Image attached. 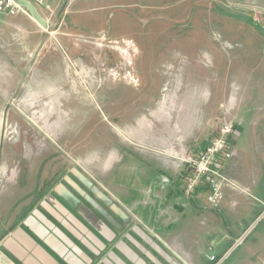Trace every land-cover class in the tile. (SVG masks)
<instances>
[{
    "label": "rangeland",
    "instance_id": "obj_1",
    "mask_svg": "<svg viewBox=\"0 0 264 264\" xmlns=\"http://www.w3.org/2000/svg\"><path fill=\"white\" fill-rule=\"evenodd\" d=\"M48 3L40 12L48 27L38 37L9 27L30 15L0 13V234L55 198L56 184L102 217L95 198L104 199L103 185L121 197L120 185L136 190L153 169L171 179L173 194H185L182 157L195 155L228 120L237 129L232 153L257 148L264 164V7ZM168 189L157 188L162 200ZM156 212L151 217L165 229L176 216L165 199ZM263 225L249 229L243 245ZM236 253L220 259L227 264Z\"/></svg>",
    "mask_w": 264,
    "mask_h": 264
},
{
    "label": "crops",
    "instance_id": "obj_2",
    "mask_svg": "<svg viewBox=\"0 0 264 264\" xmlns=\"http://www.w3.org/2000/svg\"><path fill=\"white\" fill-rule=\"evenodd\" d=\"M230 1L264 7V0ZM8 24H19L26 35L36 37L42 28L32 17ZM232 154L223 171L239 186L223 185L215 207L206 203L205 191L200 197L173 194L171 179L157 169L143 173L136 190L120 185L121 197L103 185L104 199L95 198L104 204L103 217L55 183V198L0 234V264H224L227 258H220L230 251L237 253L227 264H264V225L243 245L248 230L264 220V164L257 148L238 147ZM158 187L169 188L163 200L176 213L167 229L150 213L157 215V205L163 202ZM97 201L89 202L95 207ZM150 226L152 233L144 228ZM146 245L154 255L146 254Z\"/></svg>",
    "mask_w": 264,
    "mask_h": 264
},
{
    "label": "built area",
    "instance_id": "obj_3",
    "mask_svg": "<svg viewBox=\"0 0 264 264\" xmlns=\"http://www.w3.org/2000/svg\"><path fill=\"white\" fill-rule=\"evenodd\" d=\"M37 10L49 9L48 0H29ZM23 12L30 15L26 7L15 0H0V13L16 14ZM237 133V129L231 120L222 123L217 132L211 136L205 146L195 155L182 157L184 170L178 177V187L187 195L193 196L198 191H205V201L215 207L222 199V186L233 184L234 180L227 176L223 167L232 156L231 137ZM210 259L218 262L215 255Z\"/></svg>",
    "mask_w": 264,
    "mask_h": 264
},
{
    "label": "water",
    "instance_id": "obj_4",
    "mask_svg": "<svg viewBox=\"0 0 264 264\" xmlns=\"http://www.w3.org/2000/svg\"><path fill=\"white\" fill-rule=\"evenodd\" d=\"M18 4L27 8L30 13V16L42 27L47 28L48 22L47 20L41 15V13L37 10L34 4L29 0H15Z\"/></svg>",
    "mask_w": 264,
    "mask_h": 264
}]
</instances>
